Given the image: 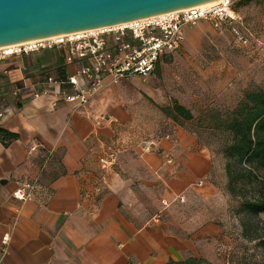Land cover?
Returning a JSON list of instances; mask_svg holds the SVG:
<instances>
[{
    "label": "crops",
    "instance_id": "crops-1",
    "mask_svg": "<svg viewBox=\"0 0 264 264\" xmlns=\"http://www.w3.org/2000/svg\"><path fill=\"white\" fill-rule=\"evenodd\" d=\"M209 26L202 21L192 32L185 28L186 39ZM165 58L156 71L164 70ZM50 64H60L51 52L11 57L0 63V89L31 82ZM130 80L112 84L107 79L80 108L51 94L13 103L15 112L2 128L18 137L8 146L0 140V264H168L199 256L182 223L188 216L181 213L178 220L172 204L186 191H196L198 180H206L208 191L214 188L208 182L210 152L179 126L162 137L132 131L139 121L120 89ZM152 142L156 147L146 150ZM108 149L116 150L118 162L103 174L99 160ZM168 156L174 164H168ZM27 180L46 189L35 201L22 203L13 193ZM159 193L164 212L143 217L138 209L144 194L157 205ZM219 233L210 224L196 236ZM6 234L10 240L3 253Z\"/></svg>",
    "mask_w": 264,
    "mask_h": 264
},
{
    "label": "rangeland",
    "instance_id": "rangeland-1",
    "mask_svg": "<svg viewBox=\"0 0 264 264\" xmlns=\"http://www.w3.org/2000/svg\"><path fill=\"white\" fill-rule=\"evenodd\" d=\"M232 1L233 10L243 18L245 44L226 29L218 32L209 26L190 40L185 39L178 53L165 58L164 70L160 67L150 79L131 77L133 80L120 83V89L132 103L139 121L131 130L144 137L174 134L178 125L159 108L170 106L173 100L195 117L181 128L195 134L210 152L213 171L208 182L214 188L208 191L204 188L206 180H198L193 186L196 191H186L182 199L172 204L178 220H183L181 213L188 216L182 223L190 230L193 250L214 264H264V249L242 237L241 223L235 215L240 200L232 198L226 189L224 149L232 142V136L218 129L247 92L264 91V0L241 9H237L239 0ZM194 28L186 27L190 32ZM259 175L264 178V173ZM158 200L159 207L144 194V206L138 211L143 217L164 212L161 193ZM210 224L219 228L218 235L196 236Z\"/></svg>",
    "mask_w": 264,
    "mask_h": 264
},
{
    "label": "built area",
    "instance_id": "built-area-1",
    "mask_svg": "<svg viewBox=\"0 0 264 264\" xmlns=\"http://www.w3.org/2000/svg\"><path fill=\"white\" fill-rule=\"evenodd\" d=\"M232 4V0H219L210 7L192 6L112 26L0 47V63L37 52L54 53L60 61L59 65L44 66L31 82L0 89V127L15 112L14 102L51 94L56 101L80 108L105 88L107 79L116 84L131 77H150L165 57L182 49L185 28L196 27L202 21L218 32L226 29L239 43L245 44L247 38L241 30L243 18L231 11ZM69 68L73 69L72 73H68ZM151 147L156 144L150 143L146 150ZM167 161L172 164L173 158L168 156ZM117 162L116 150L104 151L99 160L102 173H109ZM43 189L39 181H22L13 197L22 203L33 202ZM9 240L8 234L2 239L3 253Z\"/></svg>",
    "mask_w": 264,
    "mask_h": 264
},
{
    "label": "trees",
    "instance_id": "trees-1",
    "mask_svg": "<svg viewBox=\"0 0 264 264\" xmlns=\"http://www.w3.org/2000/svg\"><path fill=\"white\" fill-rule=\"evenodd\" d=\"M259 1L239 0L237 9ZM231 11L240 15L233 10V4ZM159 108L180 127L195 119L192 111L177 100H173L170 106ZM218 129L232 136V142L224 149L226 189L232 198L240 200L235 215L241 223L242 237L264 249V220L261 219L264 215V178L259 175L264 173V91L247 92L245 99L219 124ZM17 137L0 127V140L5 146ZM168 264L214 263L204 257L190 256L181 261L170 260Z\"/></svg>",
    "mask_w": 264,
    "mask_h": 264
},
{
    "label": "water",
    "instance_id": "water-1",
    "mask_svg": "<svg viewBox=\"0 0 264 264\" xmlns=\"http://www.w3.org/2000/svg\"><path fill=\"white\" fill-rule=\"evenodd\" d=\"M216 0H0V47L112 26Z\"/></svg>",
    "mask_w": 264,
    "mask_h": 264
},
{
    "label": "bare ground",
    "instance_id": "bare-ground-1",
    "mask_svg": "<svg viewBox=\"0 0 264 264\" xmlns=\"http://www.w3.org/2000/svg\"><path fill=\"white\" fill-rule=\"evenodd\" d=\"M218 2H219V0H216V1H211V2L204 3V4H200L198 6L199 7H210V6H212V5H214V4L218 3ZM15 45H23V43H18V44H15ZM13 46H14V44L13 45H9V47H13Z\"/></svg>",
    "mask_w": 264,
    "mask_h": 264
}]
</instances>
